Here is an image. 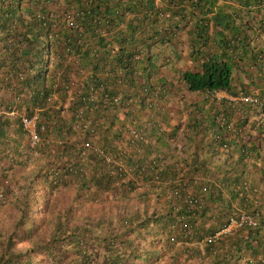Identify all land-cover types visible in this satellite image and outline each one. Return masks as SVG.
Wrapping results in <instances>:
<instances>
[{
    "label": "trees",
    "instance_id": "16d2710c",
    "mask_svg": "<svg viewBox=\"0 0 264 264\" xmlns=\"http://www.w3.org/2000/svg\"><path fill=\"white\" fill-rule=\"evenodd\" d=\"M83 68L90 70L84 87H105L117 71L129 93L130 102L122 97L97 127V143L112 160L76 146L63 118L36 126L41 141L34 146L26 141L21 112L38 107L56 118L52 92L64 91L61 84ZM102 70L107 74L97 76ZM173 81L181 82L176 92L247 95L252 119L215 124L226 111L207 94L185 106V126L170 124L166 108L134 125L145 107L137 86L149 91L154 82L166 88ZM258 87L264 90V0H0V264H184L185 255L198 264H264V212L248 200L264 187L260 144L251 138L264 131ZM241 128L249 142H241ZM215 131L235 147L234 161L225 162L207 138ZM48 135L59 144L42 139ZM177 142L192 154L179 157ZM52 192L66 199L46 204ZM149 195L157 205L150 209ZM110 197L130 205L103 215L98 203ZM233 203L255 224L201 241Z\"/></svg>",
    "mask_w": 264,
    "mask_h": 264
},
{
    "label": "clouds",
    "instance_id": "9594fccd",
    "mask_svg": "<svg viewBox=\"0 0 264 264\" xmlns=\"http://www.w3.org/2000/svg\"><path fill=\"white\" fill-rule=\"evenodd\" d=\"M112 50V49H111ZM106 67H108L106 65ZM90 74V70L87 68H83L79 70V75L74 76V78H71L69 82H64L63 85L65 87L64 91L59 89L55 92H52V98L50 99L49 103H51L49 106L53 108L54 112L58 109V114L56 115V118L53 119L51 116L50 118H47L45 116H42L41 113L39 112V108L35 107L34 111L27 113L22 111L21 115L22 116H27L30 117L32 115H35V123H34V133L37 135V139L32 141L30 139V132L28 129L25 127V137L26 141L29 142L30 145H35L38 142L41 141V137L39 133L36 131V126H38L41 130H43L46 127H51L49 122L53 123L59 118L66 119L67 121L70 120V123L73 126V134H70V138H73L75 140V145L76 146H82L84 150H91L92 152L96 153L99 157H105L107 160H112V153L111 151L108 152L105 148H100V146L97 143V127L107 124L110 119V113H113V110L110 109L113 107V105H119V100L123 97L124 101L130 102V97H128L129 93H124L126 88H122L121 86V80L122 77L120 76L121 73H118L117 71L114 74V79L111 84H107L104 82V84H107L105 87L101 86L100 88H93L92 86H87L84 87L82 85V80ZM107 74L105 70H102L97 73V76L99 77H104ZM155 75H151V80L150 81H155ZM173 78V77H172ZM138 83H142L141 79L137 77L136 79ZM174 82V86L166 87L164 88L161 86L159 83L154 82L151 86V90H147L144 87H141V85H138L139 89V94H143L144 96V104L145 107L143 108V111L138 114V120H134V125L140 124L142 127L146 124L149 123L150 119H146L145 115L147 114L146 112H150L151 116L153 117L151 120H154L155 118L158 119L157 113H152V109L155 111H162L165 112L162 108H166L168 112H165L167 115H169L168 122L172 125L176 124L178 120L182 122L180 127L182 125L185 126L189 120L187 119V109L185 106L187 105H193L196 104V101H192L189 99L186 95L187 93H197L201 97L206 96L207 94H211L215 97V103L216 106L219 104V110H225L226 114L223 116L224 120H221L220 118L217 119V123L219 122H224L225 124H230V126H241L244 124L248 119H252L251 112L249 111L250 106H248L247 109H245L244 101L243 100H250V98L246 96H237L234 93L228 92L226 89H205L203 93L199 91H191L187 90L185 88H182L177 91V84L179 83L181 85V82H177V84ZM60 84V83H59ZM85 91V96H79L78 93L81 91ZM54 91V90H53ZM167 93L164 95L163 94ZM179 95H181L184 99V101L179 100ZM189 99V100H188ZM175 100V104L178 101L183 102V104H179L178 106L175 105L174 108H171L170 106L172 102ZM72 101V102H71ZM224 104H223V103ZM224 112V111H222ZM10 113H15L14 110H11ZM56 113V112H55ZM118 114H121L120 112ZM117 116V115H116ZM119 116V115H118ZM261 117V116H260ZM259 117V118H260ZM222 118V119H223ZM160 119V118H159ZM221 120V121H220ZM264 122V120L262 121ZM161 123V127L163 130L168 131L170 128L168 126H164ZM261 124V123H260ZM134 125L130 126V131L133 133V129L137 130L140 135H143V131L141 128H135ZM212 127V126H210ZM216 127V126H215ZM240 130L239 135L241 137L240 140L241 142H249V137L248 135L243 131V129H238ZM256 130H253L251 133V138L255 142H259L260 148L259 151L261 152L260 155V160H256L257 164L259 162L263 163L264 166V131H259L258 132V140L256 139ZM220 133V132H219ZM226 133H229L228 131ZM50 134V133H49ZM223 134L224 133H220ZM230 136V133L228 134ZM220 135L218 132H213L212 134H208L207 138L211 140L212 142L218 143L217 149L218 151L221 152L219 155L221 156H226L225 162H231L234 161L237 157V151L235 150H229V147L223 143L220 140ZM225 137V136H224ZM42 139H47L50 141V143L57 142L56 144H59V141L54 140L52 135H48L45 138ZM219 140L221 141L219 143ZM122 141V140H121ZM210 142V141H209ZM211 143V142H210ZM240 142H238L239 144ZM87 144V145H86ZM174 144V138L171 137L170 139V145ZM257 144V143H256ZM119 145V144H118ZM93 147L99 149L102 151V153L97 152L96 150L93 149ZM177 155L181 158L185 157L186 154L191 155L192 150L188 149L185 150L181 147H183L179 142H177ZM181 148V150H180ZM205 149V147H203ZM244 152L243 148L240 147L239 153ZM108 155V156H106ZM246 160V159H244ZM117 163L120 161L115 159ZM247 161V160H246ZM162 162H157L155 166L152 167L153 172V177L154 179H158L157 174H158V169L161 167ZM262 197H264V188L261 187L259 190H257L253 197H251V194L248 195V200L252 201L254 205L260 204L261 206H257L258 211L264 212V207H262ZM232 210H234L232 212ZM256 222L255 217L252 216L250 213L245 212L242 209H239L235 207L234 203L231 206L230 213L226 216L225 220L222 222V224H219L217 226V229L214 230L213 233L210 234H205L201 241L208 242L213 239L219 238L222 234H231L235 231L236 228L240 227H248L251 225H254ZM184 253V252H183ZM185 254V253H184ZM188 259H191L194 261V264H198L195 262V258H189L186 257L184 258L185 263L184 264H191V262H187Z\"/></svg>",
    "mask_w": 264,
    "mask_h": 264
},
{
    "label": "rangeland",
    "instance_id": "374dc122",
    "mask_svg": "<svg viewBox=\"0 0 264 264\" xmlns=\"http://www.w3.org/2000/svg\"><path fill=\"white\" fill-rule=\"evenodd\" d=\"M256 92L258 93V94H260V95H263L264 94V90L263 89H261L260 87H258L257 89H256ZM176 104H175V100L172 102V104H171V106H170V110H171V108H174V106H175ZM19 171H23V170H19ZM71 189H72V187H71ZM137 190H141V189H136L135 191H137ZM65 191V189L63 190V193H65V195H71V193H69V194H66V192H64ZM68 191V190H67ZM134 191V192H135ZM133 192V193H134ZM69 195V196H70ZM48 196V195H47ZM45 197V199H46V204L49 202V199H50V202H53V204L54 205H57L56 204V202H55V200H64V199H66L65 198V196L64 195H59L58 194V192H52L51 194H50V196H48V197ZM148 201H147V203H148V209H150L152 206H157L156 205V203H155V201H154V199H153V197H152V195H149L148 197ZM48 199V200H47ZM49 202V203H50ZM98 205H99V207H100V209L102 208V210H103V212L104 213H102L101 212V214H105L107 211H109V210H113L114 208H116V207H118V206H120V207H122V205H125V206H129L130 205V203L128 202V200H114L112 197H110V198H108L106 201H104V202H99L98 203ZM117 205V206H116ZM10 209H12L11 207H9ZM50 209H53V208H50ZM197 263H198V261H196Z\"/></svg>",
    "mask_w": 264,
    "mask_h": 264
},
{
    "label": "built area",
    "instance_id": "2783aa9c",
    "mask_svg": "<svg viewBox=\"0 0 264 264\" xmlns=\"http://www.w3.org/2000/svg\"><path fill=\"white\" fill-rule=\"evenodd\" d=\"M35 118L36 116L35 115H32L30 117H27V116H22V123H23V126L28 129V131L30 132V139L32 141L36 140L37 139V135L34 133V123H35ZM87 145V144H86ZM94 150H96L97 152L99 153H102L101 150L93 147ZM108 156V155H106Z\"/></svg>",
    "mask_w": 264,
    "mask_h": 264
},
{
    "label": "crops",
    "instance_id": "0c3cea01",
    "mask_svg": "<svg viewBox=\"0 0 264 264\" xmlns=\"http://www.w3.org/2000/svg\"><path fill=\"white\" fill-rule=\"evenodd\" d=\"M189 99H191L192 101H196V103H200L201 99H200V95L197 93H187L186 95ZM188 99V100H189ZM264 188V187H263ZM187 262H191V264H194V261L191 259H188Z\"/></svg>",
    "mask_w": 264,
    "mask_h": 264
}]
</instances>
